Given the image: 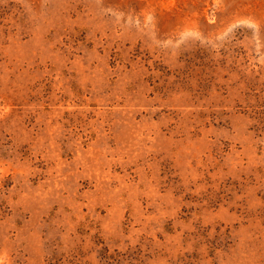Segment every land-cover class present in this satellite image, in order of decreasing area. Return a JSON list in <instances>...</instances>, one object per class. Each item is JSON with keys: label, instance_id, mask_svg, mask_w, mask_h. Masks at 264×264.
Listing matches in <instances>:
<instances>
[{"label": "rangeland", "instance_id": "1", "mask_svg": "<svg viewBox=\"0 0 264 264\" xmlns=\"http://www.w3.org/2000/svg\"><path fill=\"white\" fill-rule=\"evenodd\" d=\"M0 264H264V0H0Z\"/></svg>", "mask_w": 264, "mask_h": 264}]
</instances>
